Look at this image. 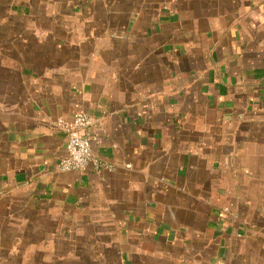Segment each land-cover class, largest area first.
Here are the masks:
<instances>
[{
    "label": "crops",
    "instance_id": "0c3cea01",
    "mask_svg": "<svg viewBox=\"0 0 264 264\" xmlns=\"http://www.w3.org/2000/svg\"><path fill=\"white\" fill-rule=\"evenodd\" d=\"M10 4L0 264H264V0ZM78 112L111 170L60 171Z\"/></svg>",
    "mask_w": 264,
    "mask_h": 264
},
{
    "label": "built area",
    "instance_id": "2783aa9c",
    "mask_svg": "<svg viewBox=\"0 0 264 264\" xmlns=\"http://www.w3.org/2000/svg\"><path fill=\"white\" fill-rule=\"evenodd\" d=\"M55 125L67 136L65 156L59 163L61 172H81L90 166L96 172L111 170V166L102 163L93 154V138L88 134L94 125L92 116L78 112L71 119H58Z\"/></svg>",
    "mask_w": 264,
    "mask_h": 264
},
{
    "label": "rangeland",
    "instance_id": "374dc122",
    "mask_svg": "<svg viewBox=\"0 0 264 264\" xmlns=\"http://www.w3.org/2000/svg\"><path fill=\"white\" fill-rule=\"evenodd\" d=\"M11 0H0V5H2L3 7H10L11 4H10ZM25 6V3H21V7Z\"/></svg>",
    "mask_w": 264,
    "mask_h": 264
}]
</instances>
